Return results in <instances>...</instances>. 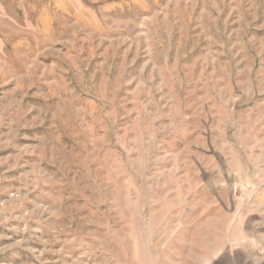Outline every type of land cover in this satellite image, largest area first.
I'll use <instances>...</instances> for the list:
<instances>
[{
	"label": "rangeland",
	"instance_id": "rangeland-1",
	"mask_svg": "<svg viewBox=\"0 0 264 264\" xmlns=\"http://www.w3.org/2000/svg\"><path fill=\"white\" fill-rule=\"evenodd\" d=\"M0 264H264V0H0Z\"/></svg>",
	"mask_w": 264,
	"mask_h": 264
}]
</instances>
